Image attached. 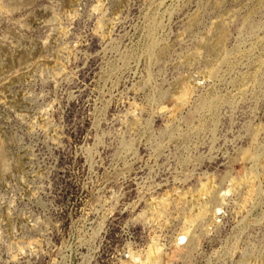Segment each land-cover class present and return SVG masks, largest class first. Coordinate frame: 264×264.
Masks as SVG:
<instances>
[{"label": "rangeland", "instance_id": "obj_1", "mask_svg": "<svg viewBox=\"0 0 264 264\" xmlns=\"http://www.w3.org/2000/svg\"><path fill=\"white\" fill-rule=\"evenodd\" d=\"M0 264H264V0H0Z\"/></svg>", "mask_w": 264, "mask_h": 264}]
</instances>
